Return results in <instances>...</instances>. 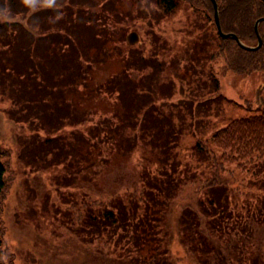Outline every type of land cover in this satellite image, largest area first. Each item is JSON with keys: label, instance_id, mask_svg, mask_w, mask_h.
<instances>
[{"label": "trees", "instance_id": "16d2710c", "mask_svg": "<svg viewBox=\"0 0 264 264\" xmlns=\"http://www.w3.org/2000/svg\"><path fill=\"white\" fill-rule=\"evenodd\" d=\"M131 1V10L118 12L124 0L95 6L87 0H0L1 111L9 122L27 125V148L35 145L53 159L79 156L86 177L76 182L96 197L82 207L101 211V220L83 225L110 226L109 237L119 232L145 245L156 264H264V113L234 118L208 136L195 131L207 126L197 117L219 97V81L211 70L207 76L206 64L217 65L220 75H264V21L260 47L246 50L219 35L210 0ZM215 2L221 31L256 46L254 24L264 17V0ZM195 14L209 27L193 21ZM178 15L183 27L166 35L157 30ZM134 28L143 34L140 43L115 38L110 46L120 48V67L97 81L105 51L112 53L99 50L102 44L114 31ZM199 61L204 80L189 91ZM163 71L170 72L165 81ZM263 89L257 100L263 101ZM187 135L195 141L183 157L177 146ZM11 154L0 143V264H14L1 217L14 179ZM173 244L177 261L169 253Z\"/></svg>", "mask_w": 264, "mask_h": 264}, {"label": "rangeland", "instance_id": "374dc122", "mask_svg": "<svg viewBox=\"0 0 264 264\" xmlns=\"http://www.w3.org/2000/svg\"><path fill=\"white\" fill-rule=\"evenodd\" d=\"M99 1L87 0L88 4L93 6ZM130 3H132L131 0H124L118 12H125L130 9ZM191 17L198 25H203L204 28L209 27L202 15L195 14ZM177 21L178 25L176 24ZM162 25V31L160 28L156 29L166 35V31L178 28V26L183 27L185 22L178 15L177 19L165 22ZM130 31H136L141 39L143 34L140 30L134 28L129 29ZM127 32L116 30L111 35L112 38H108L106 44L105 42L102 44L99 50L109 49L112 53L109 56L108 51H105L108 58H106L100 74L98 71L95 75L97 81L100 80L99 77L102 73L111 74L120 67L116 62V56L119 57L120 48L114 46L115 49H112L110 45H114L113 41L118 37L123 38L126 43L125 38L129 33ZM179 43L181 44L179 47L185 46L182 41H179ZM144 45L148 47L147 42ZM95 50L93 47L92 51ZM198 54L191 55L196 58ZM210 70L219 81V97L217 102L208 104V114L197 117V119L208 123L205 128L195 129L197 136H208L214 129L225 126L234 118L264 113V89L261 90L263 101L256 99L257 89L264 85L263 74L254 72L246 78L233 73L220 75L217 65L210 68L206 64L207 76H209L208 71ZM161 75L164 81L170 78V72L168 71H163ZM190 79L193 84L187 90L193 91L195 84L204 80L202 61L194 63V73H191ZM247 101L252 103V109L247 107ZM4 107L5 105L0 104V143L12 149V154L8 160L9 174L13 175L14 179L10 181L1 217L5 225V244L8 252L13 255V263L156 264L157 259H155V256H150L152 252L145 245L139 243L134 245L133 240L122 239L117 236L119 232L115 236L109 237L110 226H107L104 231L92 230L89 225H83L89 221L101 220L98 218L101 211H98L96 206L91 207L89 210L82 207V203L88 197L90 199L96 197L90 192H83L79 183L76 182L79 178L84 180L86 177V174L79 170L81 164L79 156L77 159L74 155L64 159H53L51 154H43L35 145L27 148L28 136L31 135L27 125L9 122L1 111ZM65 129L69 130L67 127ZM38 135L43 137V131L38 132ZM194 141L195 137L191 135L183 138L177 146L181 156H187L186 152L191 151ZM23 150L28 154L23 156ZM76 171L77 174L74 173ZM87 173L90 174L89 169ZM62 177L67 178L73 184H65ZM99 180L101 184L106 183L103 180V175ZM80 214L83 216L81 225L78 221ZM97 237H99L98 241H96ZM103 241L108 244L105 248H101ZM96 243L99 244L97 251L90 246V244ZM126 250L128 254H125ZM140 253L145 254V256H139ZM169 253L175 261L178 260V256L174 254L176 253L175 244L170 245ZM180 258L186 260L184 255ZM4 260L7 262L6 256Z\"/></svg>", "mask_w": 264, "mask_h": 264}, {"label": "water", "instance_id": "95a60500", "mask_svg": "<svg viewBox=\"0 0 264 264\" xmlns=\"http://www.w3.org/2000/svg\"><path fill=\"white\" fill-rule=\"evenodd\" d=\"M212 2V5H213V9H214V20H215V24H216V27H217V30L220 34V36L222 38H233L234 40L237 41V43L244 49L246 50H256L257 48L260 47L261 45V38L259 36V32H258V25L261 21H264V18H261L259 20L256 21L255 25H254V29H255V32L257 34V37H258V44L256 47H246L244 46L238 39V37H236L234 34H223L221 29H220V25H219V19H218V11H217V5L215 3V0H210ZM126 42L129 44V45H135L139 42V35L137 34V32H130L129 34H127L126 36Z\"/></svg>", "mask_w": 264, "mask_h": 264}]
</instances>
